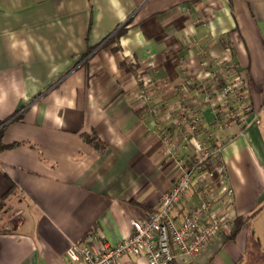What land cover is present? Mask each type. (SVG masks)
I'll list each match as a JSON object with an SVG mask.
<instances>
[{"label":"crops","instance_id":"0c3cea01","mask_svg":"<svg viewBox=\"0 0 264 264\" xmlns=\"http://www.w3.org/2000/svg\"><path fill=\"white\" fill-rule=\"evenodd\" d=\"M218 60L247 108L220 129ZM204 89L202 124L219 132L189 134L179 155L218 147L232 205L207 248L173 264H264V0H0V264H69L90 230L129 237L176 174L162 104Z\"/></svg>","mask_w":264,"mask_h":264},{"label":"built area","instance_id":"2783aa9c","mask_svg":"<svg viewBox=\"0 0 264 264\" xmlns=\"http://www.w3.org/2000/svg\"><path fill=\"white\" fill-rule=\"evenodd\" d=\"M234 80L239 81L232 85L234 98L244 103L246 93L242 80L237 77ZM190 114L185 126L188 134L201 132L202 121L197 114ZM243 117L239 120L243 121ZM166 134L161 141L167 143L173 156L176 174L167 192L159 197L157 208L148 211L142 222L131 220L130 236L115 244L101 240L93 230L88 231L78 242L68 245L65 257L69 264H120L123 257L131 256L146 260V264H171L175 257L195 258L218 234L224 219L220 208L232 205V191L226 184L223 166L214 162L219 148L198 143L192 160L186 162L173 153L174 145ZM190 191L195 196L194 203L183 214L175 215L174 209Z\"/></svg>","mask_w":264,"mask_h":264},{"label":"rangeland","instance_id":"374dc122","mask_svg":"<svg viewBox=\"0 0 264 264\" xmlns=\"http://www.w3.org/2000/svg\"><path fill=\"white\" fill-rule=\"evenodd\" d=\"M229 65H222V62L218 60V64H217V68H216V73L217 74H222V95H223V103H222V108H217V119H218V126L220 129L221 128V124H223L226 121V118L229 115H233V114H237V116H243L245 114H247V108L245 106V102L244 103H240L238 102V100L236 98H234L235 94L233 93V84H238L239 81H235L234 78L237 76L235 73L229 71L227 68ZM229 71V72H228ZM243 85V82L242 84ZM200 88H204V86H200ZM226 90V93H225ZM209 93L204 89L202 90L198 96H195L193 100H191V102L189 103L188 100L185 101L183 97H181L180 99H178V103H176L177 105L173 108L171 107L170 103H166L164 102L161 108H165L166 112L168 113V115L171 116V123L172 126H174L175 128V137L172 136V134L169 132L170 130H168V138L169 140L173 143L174 148H175V152H173L174 154H176L177 158H179L181 155H179L181 152L183 151H190V138L188 135V130H186L185 128H182V126H186L187 121L190 120L191 114L190 113H194L198 115V118L201 121H204V119H202V115L200 114V106L198 104H201V108L203 107V104L210 102V98H209ZM149 102V99L147 100V103ZM244 106V107H243ZM216 108V107H215ZM214 109V107H213ZM242 111V112H241ZM216 112V110H215ZM205 122H203V130H205V133H208L209 135L212 136V133L214 134L215 132H219V130H214L211 131L209 130V128L207 127L206 124H204ZM182 128V129H181ZM202 130V132H204ZM207 135V134H206ZM185 137V138H184ZM179 140V141H178ZM209 141H204L202 143H200L201 146L205 147H209ZM182 145V146H181ZM181 146V147H180ZM194 150H196V147L193 148ZM182 158H184L182 156Z\"/></svg>","mask_w":264,"mask_h":264},{"label":"trees","instance_id":"16d2710c","mask_svg":"<svg viewBox=\"0 0 264 264\" xmlns=\"http://www.w3.org/2000/svg\"><path fill=\"white\" fill-rule=\"evenodd\" d=\"M118 35V34H117ZM83 141L87 144H89V145H92L93 147H94V149H96V150H99L100 151V149H102V147L104 146L103 144H101L93 135H87V136H83ZM2 146L0 145V148H1ZM215 162V164L217 165L218 163H216V161H214ZM171 264H173V262L171 263Z\"/></svg>","mask_w":264,"mask_h":264}]
</instances>
